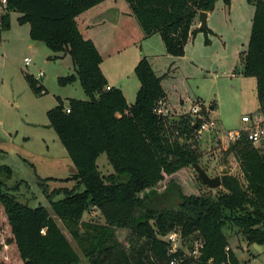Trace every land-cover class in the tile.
<instances>
[{
  "label": "trees",
  "instance_id": "1",
  "mask_svg": "<svg viewBox=\"0 0 264 264\" xmlns=\"http://www.w3.org/2000/svg\"><path fill=\"white\" fill-rule=\"evenodd\" d=\"M105 1L8 0L10 13L19 14L20 25L30 26L34 42L70 57L74 74L59 78L60 85L79 81L89 98L65 101L57 97V105L47 113L74 167V174L65 182H75L72 189L49 191L53 179L39 180L53 211L91 264H170L168 244L162 238L175 230L185 237L196 234L205 244L199 261L186 259L181 264L226 262L229 245L223 229L227 225L238 228L249 245H264V154L245 139L231 144L227 152L236 155L243 180L227 173L215 196L185 194L174 176L200 165V144L192 139L194 125L186 116L169 124L155 113L165 97L163 77L146 57L135 68L141 86L134 104L127 102L120 89H107L103 58L82 35L77 22L78 16ZM125 1L144 37L159 34L170 56L184 57L187 44L198 33L204 34L206 45L211 43L212 30L192 27L203 12L215 10L218 0ZM223 2L230 8L231 0ZM248 2L255 13L247 49L240 55L243 69L239 74L256 79L258 111L264 114V0ZM10 13L3 32L11 27ZM24 77L34 94H48L33 75L24 73ZM175 130L182 139L175 137ZM102 154L113 170L108 176L99 170ZM4 173L7 180L14 175L11 167H0V205L10 228L8 243L16 247L22 264H80L79 254L45 207L22 204L6 192L1 179ZM168 177L171 179L159 189ZM60 195L63 198L54 201ZM89 206L100 211L104 225L81 222ZM84 224L86 234L82 235L79 227ZM120 230L128 232L127 245L118 238ZM229 258L233 264H241L232 251Z\"/></svg>",
  "mask_w": 264,
  "mask_h": 264
},
{
  "label": "rangeland",
  "instance_id": "2",
  "mask_svg": "<svg viewBox=\"0 0 264 264\" xmlns=\"http://www.w3.org/2000/svg\"><path fill=\"white\" fill-rule=\"evenodd\" d=\"M254 13L255 7L248 0H231L230 8L225 6L223 0H218L207 22L214 33L209 35L211 43L206 45L204 34L198 33L186 46L185 56L180 58L168 55L160 35L156 34L158 43L152 42L151 50L147 52L154 71L163 77L165 97L162 100L169 110L166 116L169 124L186 116L194 125L190 110L198 104L209 110V115L219 121L224 131L242 127L243 115L258 112L256 79L239 74L243 69L240 55L247 49ZM18 16L16 12L10 13L11 27L0 36V167L8 165L14 173L10 180H7L6 173L2 174L1 179L5 182L6 192L20 203L45 207L73 250L79 254L80 264H91L39 186L40 179L49 178L53 179L48 183L49 191L74 187L75 182H65L74 174V167L57 133L50 126L47 113L57 105V97L65 101L89 98L79 81L67 86L60 85L59 78L74 74L70 57L54 53L45 44L36 46V42L30 38V26L20 25ZM200 25L199 16L192 29H199ZM58 55L60 58L56 59ZM25 57L32 59L28 67L24 62ZM111 68L112 72L118 74L117 66L111 64ZM41 72L44 75L39 78ZM24 73L34 74L48 94H34ZM128 73L127 78L134 75ZM178 132L175 130V137L180 138ZM192 137L200 144V166L210 177H222V170L226 167L228 174L243 180L236 155L227 152L231 144L220 139V135L212 142L200 141L197 131L193 132ZM98 166L103 176L113 173L105 154L99 157ZM174 178L187 195L207 193L215 196L222 189H210L203 184L193 166ZM170 179L165 178L159 189L162 190ZM62 198V195L57 196L54 201ZM81 222L100 226L104 225L105 220L100 211L89 206ZM85 224L79 227L82 235L86 234ZM223 232L232 253L241 264H264V245H249L246 236L232 225H227ZM127 236L128 232L118 231V238L124 244ZM9 237L10 228L0 205V263L22 264L16 247L8 243Z\"/></svg>",
  "mask_w": 264,
  "mask_h": 264
},
{
  "label": "crops",
  "instance_id": "3",
  "mask_svg": "<svg viewBox=\"0 0 264 264\" xmlns=\"http://www.w3.org/2000/svg\"><path fill=\"white\" fill-rule=\"evenodd\" d=\"M210 15L208 13V19ZM77 22L82 35L95 44L103 58L101 70L108 81V87L120 89L127 102L134 104L141 86L135 68L143 57L148 59L153 68L147 51L151 50L152 42L158 43L156 35L147 39L144 37L139 22L125 0H106L78 16ZM135 39L138 40L135 42ZM34 44L41 46L44 43ZM128 49L131 51L128 52ZM111 64L118 67V74L111 71ZM128 72L134 73L131 79L127 78ZM30 75L35 77L34 74Z\"/></svg>",
  "mask_w": 264,
  "mask_h": 264
},
{
  "label": "built area",
  "instance_id": "4",
  "mask_svg": "<svg viewBox=\"0 0 264 264\" xmlns=\"http://www.w3.org/2000/svg\"><path fill=\"white\" fill-rule=\"evenodd\" d=\"M8 0H0V36L3 32L5 17L10 13ZM25 65L30 66L32 59L26 57L24 59ZM41 72L38 76L43 77ZM110 89V87H107ZM66 111L69 113L70 109ZM155 113L161 117L166 118L169 115V110L166 103L160 100L155 107ZM190 114L194 119V131L198 132L199 140L213 141L220 135V139L228 144H234L242 139L247 140L254 149L259 153L264 154V114L261 112L245 114L241 118L242 127L233 130H223L221 124L217 119H214L209 114L208 109H204L201 105H194ZM163 240L168 244V255L170 257V264H181L184 260L190 259L199 261L203 249L204 241L196 234L184 236L181 230H175L167 234ZM230 247L226 248L227 261L221 264H233L229 258Z\"/></svg>",
  "mask_w": 264,
  "mask_h": 264
},
{
  "label": "water",
  "instance_id": "5",
  "mask_svg": "<svg viewBox=\"0 0 264 264\" xmlns=\"http://www.w3.org/2000/svg\"><path fill=\"white\" fill-rule=\"evenodd\" d=\"M207 22H208V13L207 12H203L201 14V25H200V30L202 31H206L208 29L207 26ZM38 45H40V42H36ZM51 59V58H50ZM197 126H195L194 128L196 129ZM194 168L199 176V178L201 179V181L203 182V184H205L207 187H209L210 189H218L222 186V181H221V177L217 176V177H210L206 171H204L201 166L199 164H195ZM223 174H227L228 169L225 167L222 170ZM248 241V238H247Z\"/></svg>",
  "mask_w": 264,
  "mask_h": 264
}]
</instances>
